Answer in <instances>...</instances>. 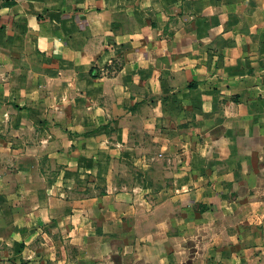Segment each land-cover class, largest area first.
I'll return each mask as SVG.
<instances>
[{
	"label": "crops",
	"instance_id": "1",
	"mask_svg": "<svg viewBox=\"0 0 264 264\" xmlns=\"http://www.w3.org/2000/svg\"><path fill=\"white\" fill-rule=\"evenodd\" d=\"M0 264H264V0H0Z\"/></svg>",
	"mask_w": 264,
	"mask_h": 264
}]
</instances>
